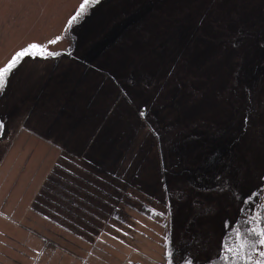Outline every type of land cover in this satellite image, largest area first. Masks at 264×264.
<instances>
[{"label":"rangeland","instance_id":"obj_1","mask_svg":"<svg viewBox=\"0 0 264 264\" xmlns=\"http://www.w3.org/2000/svg\"><path fill=\"white\" fill-rule=\"evenodd\" d=\"M80 3L0 0V67L62 53L0 96V264L218 256L264 198V0H101L48 44Z\"/></svg>","mask_w":264,"mask_h":264},{"label":"snow or ice","instance_id":"obj_2","mask_svg":"<svg viewBox=\"0 0 264 264\" xmlns=\"http://www.w3.org/2000/svg\"><path fill=\"white\" fill-rule=\"evenodd\" d=\"M100 2L101 0H81L75 13L68 19L64 34L62 36H57L55 39L49 41L48 44H56L62 39L70 38L72 29L82 23L84 19L91 14V10ZM61 55L62 53L59 51H51L47 44L42 45L36 42L17 51L6 65L0 67V96L6 91L11 76L18 70L25 57L47 60L58 58ZM141 115H144V113L142 112ZM3 129L4 123L0 121V134H2ZM251 198L252 197L249 196L247 200H251ZM260 207L264 208V204H261ZM158 215H164V213H158ZM247 223H256L257 227H249L245 229L244 232H242L239 227H234L232 229V235L227 237L228 240H233L234 236V241L232 244H226L224 246L223 251L226 254L220 257L222 260L228 261L231 257L239 255L241 260L247 259L251 261L253 259L251 255L245 256L241 255V253H244L245 249H247L248 252L256 251L257 245L264 246V226H261L264 224V214L257 213L252 216ZM245 233H250L251 236L256 237V239H251L250 236ZM167 255L170 257L169 264H175L174 251L168 252ZM259 257L264 258V251H259ZM182 264H194V261H192L191 258H187L182 261ZM255 264H264V259H256Z\"/></svg>","mask_w":264,"mask_h":264},{"label":"trees","instance_id":"obj_3","mask_svg":"<svg viewBox=\"0 0 264 264\" xmlns=\"http://www.w3.org/2000/svg\"><path fill=\"white\" fill-rule=\"evenodd\" d=\"M25 58H27V57H25ZM41 61H43V60H41ZM261 193L264 195V186L261 190ZM261 204H264V198L261 199L260 202L253 203V202H251V200L249 202H246L244 207H243L242 212L239 214V217L233 223L230 224V226L228 227L229 229L225 232L224 237H223V239H224L223 245L220 249L221 251H220L219 255L216 257H212L210 260L208 259L207 261H205L204 263H201V264H255L256 259H264V258L259 257V251H264V246H260V245L256 246V251L248 252L247 249H245L244 253H241V255H245V256L251 255L253 257V259L251 261H249L247 259L241 260L239 255H237L235 257H231L228 261H224L220 258L222 255L226 254L223 251L224 246L226 244H232L234 241V236H233V240L227 239V237L229 235H232V229L234 227H239L242 232H244V230L249 228V227H257L256 223L249 224V223H247V221L250 220L251 217L256 215L257 213L264 214V208L260 207ZM53 206L55 209L57 204L53 205ZM53 206L50 205L48 210L52 211L51 207H53ZM43 214H45V213H43ZM45 215L48 216L47 214H45ZM261 226H264V224H262ZM245 234L249 235L250 238L253 240L256 239V237L251 236L250 233H245Z\"/></svg>","mask_w":264,"mask_h":264}]
</instances>
